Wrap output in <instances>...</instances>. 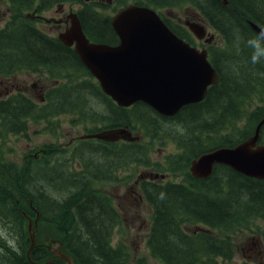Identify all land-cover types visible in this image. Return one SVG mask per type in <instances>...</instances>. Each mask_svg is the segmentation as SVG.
<instances>
[{
	"label": "trees",
	"instance_id": "trees-1",
	"mask_svg": "<svg viewBox=\"0 0 264 264\" xmlns=\"http://www.w3.org/2000/svg\"><path fill=\"white\" fill-rule=\"evenodd\" d=\"M227 1L224 6L216 0H113L112 13L129 3L150 7L176 36L195 46L189 31L163 14L191 8L221 38L218 46H202L216 70L218 84L208 88L202 102L183 107L174 117H163L143 103L130 108L116 106L101 92L74 50L39 30L34 18L25 15L58 4L80 3L76 14L86 37L91 42L116 45L111 17L104 15L109 6L84 0H6L13 14L0 28V78L33 73L52 85L43 89L41 103L22 93L1 98L0 136L25 134L29 123L51 124L62 114L86 122L82 114L99 106L100 119L87 133L127 126L140 131L143 140L102 142L109 166L103 177V164L102 172L99 165L95 172L72 155L62 161L51 154L47 164L59 168L53 173L40 172L32 165L18 172L15 166L0 163V221L14 234L17 244L0 240V264H43L48 259L47 251L39 247H33L27 256V227L35 221L61 236L76 264H130L126 246L114 244L113 239L122 217L111 197L97 185L114 181L119 168L149 167L151 153L165 139L174 142L180 161L167 158V169L181 172L183 179L140 182V193L152 210L146 240L149 256L158 264L232 263L237 235L264 221V181L221 165H215L207 179L194 178L186 169L207 151L235 147L253 136L264 117V62H252L248 44L256 36L248 23L264 28V0ZM83 76L89 79H81ZM263 141L264 126L259 143ZM74 163L79 164L77 169ZM186 227L195 231L188 232ZM260 237L264 244V229ZM134 264L149 262L139 257Z\"/></svg>",
	"mask_w": 264,
	"mask_h": 264
},
{
	"label": "water",
	"instance_id": "water-1",
	"mask_svg": "<svg viewBox=\"0 0 264 264\" xmlns=\"http://www.w3.org/2000/svg\"><path fill=\"white\" fill-rule=\"evenodd\" d=\"M216 1L224 6L229 4L227 0ZM43 22L65 25L57 39L74 50L101 92L120 108L143 103L161 116L173 117L183 107L202 102L208 87L219 81L207 51L176 36L150 7L128 4L110 18L117 45L91 42L76 13H70L64 20L43 19ZM182 24L196 40L205 44L213 40L203 22L185 20ZM248 24L256 35L260 33L262 28L258 25ZM263 126L264 117L256 125L254 135L235 147H219L192 160L189 168L192 177L207 179L215 165H222L245 177L264 181V141L258 144ZM79 139L114 143L140 142L141 137L126 126L84 134ZM30 241L27 256L34 245L31 238Z\"/></svg>",
	"mask_w": 264,
	"mask_h": 264
},
{
	"label": "rangeland",
	"instance_id": "rangeland-1",
	"mask_svg": "<svg viewBox=\"0 0 264 264\" xmlns=\"http://www.w3.org/2000/svg\"><path fill=\"white\" fill-rule=\"evenodd\" d=\"M91 1L106 4L109 7L104 11V15L110 17L114 15L112 13L113 0H87V3ZM80 7V3L74 5L58 4L50 10H40L39 12L34 10L25 15L33 16L35 26L45 34L57 36L65 28L64 25L56 27L54 23L43 22V18L55 20L62 18L64 20L67 15L71 12H76ZM57 11H60V15L57 14ZM12 14L13 12L6 0H0V28L3 27ZM163 14L169 20L181 26H183L182 21L184 20L198 22L192 20L193 17L183 8L164 11ZM200 20L202 21V18ZM207 29L209 33H213L210 28ZM215 36L216 41H212V44L218 46L221 43V38L217 33ZM192 43L198 49H201L203 45L205 46L203 42H199L195 38ZM261 62H264V60H261ZM81 79L89 78L83 76ZM50 85L52 84L46 80L39 79L37 74L19 73L9 81H3L0 84V93L5 90L8 91V94L22 93L24 96L39 103L40 97H42L40 96L42 93L41 88L46 89ZM94 107L97 108L93 112L82 114V118L86 122L80 121L75 116L62 114L54 118L51 124L46 122L29 123L25 134L0 136V163L11 164L17 168L18 172L27 169L28 165H32L34 169L40 172L50 170L53 173L57 172L59 168L58 166L53 168L52 164H47L51 154L56 159H62V161L69 159L72 155L76 161L89 164L90 169L95 172L97 171L95 169L96 165L101 167L102 172L103 164V177L109 168L107 159L104 157L107 151L102 149V144L94 139H79L80 136L87 133L86 130L94 128L93 122L100 119L102 111L99 106ZM178 154L179 151L174 142L171 139H165L162 145L157 146L151 153L149 167L133 166L131 170L119 168L118 175L114 181L106 183L107 181L105 180V183L97 185L100 192L111 197L115 208L122 217V224L114 230L113 239L114 244L122 243L126 246L125 249L128 257H130V264H134V261L139 257H145L149 264H158L151 259L146 247V240L152 221V210L142 197L139 186L135 185V181L141 175H145L146 180H149L148 175L152 173L163 176L164 179L162 181H182L181 172L167 169V158L179 161ZM95 155L99 156L95 161H92L91 159ZM73 167L77 169L79 164L74 163ZM156 167H159V169ZM186 169L189 170V167ZM263 229L264 221H258L249 230H244L237 235L235 239L236 251L231 264H242L243 262L264 264V244L260 237ZM186 230L188 232L195 231L194 228L190 227H186ZM27 232L33 241V247L43 248L47 251L49 257L43 264H76L67 253L61 236L53 228L42 224L40 221L37 225V221H35L34 224L28 225ZM1 239L13 245L16 244L14 234L9 232V228L0 221Z\"/></svg>",
	"mask_w": 264,
	"mask_h": 264
},
{
	"label": "clouds",
	"instance_id": "clouds-1",
	"mask_svg": "<svg viewBox=\"0 0 264 264\" xmlns=\"http://www.w3.org/2000/svg\"><path fill=\"white\" fill-rule=\"evenodd\" d=\"M248 44L252 48V62L259 63L264 60V28L256 36L252 37Z\"/></svg>",
	"mask_w": 264,
	"mask_h": 264
},
{
	"label": "flooded vegetation",
	"instance_id": "flooded-vegetation-1",
	"mask_svg": "<svg viewBox=\"0 0 264 264\" xmlns=\"http://www.w3.org/2000/svg\"><path fill=\"white\" fill-rule=\"evenodd\" d=\"M185 9H186L187 12L189 13V15L193 17L194 20H197V21L200 20L198 14H197L194 10H192L191 8H185ZM185 13H186V12H185ZM57 14L60 15V11H57ZM177 19H179V18H177ZM51 20H54V19H51ZM61 25H62L61 23H60V24H56V27H60ZM64 27H65V26H64ZM211 35L213 36V42H215V41H216V36H215L213 33H212ZM117 44H118V43L116 42V45H117ZM3 81H9V80H6V79H2V78H0V84H1ZM43 89H44V88H41V92L43 91ZM7 94H8V91L5 90L4 92L0 93V96H1V98H3V97L6 96ZM40 96H42V95H40ZM41 102H42V97H40V101H39V103H41ZM148 178H149V179H153L154 177H153L151 174H149V175H148ZM143 180H146L145 175H141V176L139 177V179H137V180L135 181V185L140 186V182L143 181Z\"/></svg>",
	"mask_w": 264,
	"mask_h": 264
},
{
	"label": "bare ground",
	"instance_id": "bare-ground-1",
	"mask_svg": "<svg viewBox=\"0 0 264 264\" xmlns=\"http://www.w3.org/2000/svg\"><path fill=\"white\" fill-rule=\"evenodd\" d=\"M28 18V17H27ZM109 45V44H108ZM2 229H4V228H2ZM6 231V230H5ZM8 235H10V234H8ZM8 242V241H7ZM11 245V244H10ZM12 247V246H11Z\"/></svg>",
	"mask_w": 264,
	"mask_h": 264
}]
</instances>
